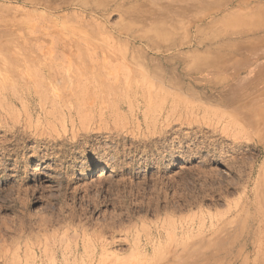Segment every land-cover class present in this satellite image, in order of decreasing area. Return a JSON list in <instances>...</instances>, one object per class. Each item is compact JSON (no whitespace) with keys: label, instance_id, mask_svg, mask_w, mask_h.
Segmentation results:
<instances>
[{"label":"rangeland","instance_id":"374dc122","mask_svg":"<svg viewBox=\"0 0 264 264\" xmlns=\"http://www.w3.org/2000/svg\"><path fill=\"white\" fill-rule=\"evenodd\" d=\"M263 74L264 0H0V264H264Z\"/></svg>","mask_w":264,"mask_h":264},{"label":"bare ground","instance_id":"6f19581e","mask_svg":"<svg viewBox=\"0 0 264 264\" xmlns=\"http://www.w3.org/2000/svg\"><path fill=\"white\" fill-rule=\"evenodd\" d=\"M255 74V73H254ZM262 79V83H264V74L260 77V80ZM25 92V91H24ZM104 171L102 170L101 172L98 173L99 176H103Z\"/></svg>","mask_w":264,"mask_h":264}]
</instances>
